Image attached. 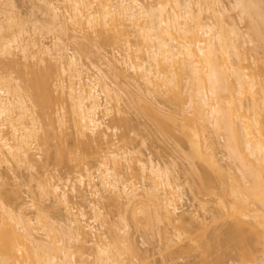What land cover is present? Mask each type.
<instances>
[{"label":"bare ground","instance_id":"bare-ground-1","mask_svg":"<svg viewBox=\"0 0 264 264\" xmlns=\"http://www.w3.org/2000/svg\"><path fill=\"white\" fill-rule=\"evenodd\" d=\"M7 1L4 0L2 3L9 5L8 2H13ZM37 1L41 4L37 5L43 7V10L41 8L43 13L46 14V10L48 15L51 13L53 17L51 19H54L53 22L50 20L49 26L56 23L54 25L56 29L52 25L51 29H46L49 30L47 32L54 28L56 35V30L69 19L72 21V25L68 23L71 28L78 27L77 29L85 34L89 31L94 32V35L99 33L97 36L100 35L99 38L103 42L99 39L98 41L114 45L117 51L111 52L110 56H104L106 70L100 68L102 65L100 67L92 65L94 70H91L92 66L88 67L79 62L75 54H67L65 46H61L59 35L47 42L43 41L45 36L48 37L42 32L44 24L42 26V23L39 25L32 23V27L29 28L31 25L28 27L29 31L25 24L19 25L16 29L18 21H15L14 17L12 19L15 22L11 20L10 15H3V21H0V167L3 163L9 164L11 161L17 163L24 161L27 165L32 163L33 167L34 159L28 154L34 145L32 143H35V140L38 143V140L45 145L48 139L52 138L56 140L53 156L57 162L64 158L75 161L83 173L77 174L74 180L69 176L54 179L50 173H44L42 178L40 177L41 191L53 196L54 200L65 208L67 214L64 227L61 228H58V224L50 220L48 215L43 217L41 213V217L38 216V213L44 212L43 208L40 210L39 207L36 208L37 216L32 218L24 212L23 207L8 206L6 203L9 201L5 202L0 198V264H130L123 262L124 258L121 257L123 251H126L123 248L128 245L123 248L119 245V242L121 243L119 239L126 241L128 239L124 236L127 234L128 223L123 222L118 229L117 226L113 227L117 232L111 230L112 241L102 240L105 238L104 233H99L92 223L98 218L101 220L100 227L106 223L101 219L104 217L100 210L102 207H97L98 203L95 204L102 199L104 191L106 196L107 193L112 195L110 200L113 199V202H124L126 205L131 203V207L138 201L140 203L142 201L140 197L144 195V199L148 198V201L153 199L152 203L159 210L164 209L165 213L155 210L156 215L172 213L173 219V213L176 214V202L181 198L179 195H182L179 184L175 183L178 176L172 175L150 154L143 158L140 152L125 150L127 149L125 145L130 142L125 138L128 137L126 131L127 136L119 134L126 139V144L123 142L125 149L122 145L123 149L121 146L114 148L115 141L109 138V133L106 134L110 126L108 127L100 117V114L106 115L112 109L120 112L121 96L113 97L112 81L110 82L108 78L112 75L117 78L120 75L125 76V72L130 73L140 92L141 86L144 87L140 94L142 97H139L145 99V105L154 115L164 114V109L159 108L154 101H157L159 94H161L159 101L163 99L164 104H170L173 98H176L187 107L184 109L182 106L180 112L191 114L190 122L179 129L183 139L190 145V151L185 154L190 167L187 168L190 169V174L196 173L197 177H200L196 168L198 165L196 166V163L194 165L195 159L204 162L215 172L213 176L209 173L211 171L204 173L199 181L200 186L212 190L211 196L216 195L212 196L216 198L214 199L216 216L225 223L224 230L220 231V235L217 234L219 236L216 237L214 234L211 235L212 239L202 238L198 240L199 242L196 240L202 247V252L210 251L211 254L215 246L220 249L232 242L242 250L243 257L249 256L252 246L250 233H253L261 243L264 256V113H262L264 111L261 110V104H264L263 75L261 76L260 72L258 73L261 78L255 75L257 71L253 74L252 62H244L248 57L243 53L247 51L240 53L242 50L240 43L250 39H246L244 33L236 28L237 22L232 21L235 16L229 13L237 9L238 15L244 23L246 22L244 24L248 35L246 37L253 38L255 35L254 38L262 43L260 41L257 43V40L253 39L260 48L261 45L264 47L262 30L264 6L261 0L259 2L234 0L231 8L226 7L224 0ZM68 25L67 28H70ZM9 28L11 30L10 33L7 31L8 35L6 29ZM13 28L15 30H12ZM12 48L20 52L17 54L18 57L12 58V54L14 55ZM2 56L6 59L4 63L14 64V67L11 66L13 69L18 65L16 76L10 74L11 71L15 74L13 69L9 71L10 73L5 71L7 65L3 63ZM252 59L254 61V57ZM2 66L6 68L4 71ZM118 68L120 73L116 71ZM256 69L260 70L258 67ZM144 92L151 95L150 99H146L148 96L145 95L143 97ZM172 94L175 97L171 96ZM172 110L167 112L171 119H175L173 115L175 110ZM124 123L123 126L127 125L126 121ZM129 124L127 127L130 129ZM157 126L164 134L166 133V136H172L173 133L169 131L171 128L167 129L168 126L163 124ZM69 128L73 131H69ZM71 131L76 134L75 137L83 149H90L92 157L100 156V160H96L97 165L94 164L98 182L93 176L95 171L92 173V168L79 146L76 147L77 152L68 147L67 137ZM209 131L215 136L218 134L223 137V146L227 151L226 160L229 159L232 165L228 162L230 166L224 167L219 163L221 160L216 158L215 151L213 153L215 147L212 144L215 141L211 139ZM121 132L124 133V130ZM121 161L131 163L125 168L130 170L129 173L125 169L123 171L125 174L120 172L121 167L118 166ZM8 164L7 166H10ZM136 177L150 182L141 192L137 191L139 186L133 183L132 178ZM75 180L79 186L81 185L82 190L83 186L89 189L88 192L91 198L96 199L95 202L90 197L86 198V194L81 190L78 191ZM207 189L206 194L210 192ZM77 195L82 198L80 201L84 200L87 204L82 205L81 201V206H74L72 196ZM87 199L90 200L87 202ZM203 203L206 205L205 201ZM85 206L91 212L89 217L87 214L89 211H85ZM160 217L158 215L156 219ZM90 242L97 254L91 261L88 260L90 254H87L86 247ZM128 250L133 252L134 248L130 245ZM220 251L221 254H217L218 256L223 255L221 249ZM208 257L202 260L206 263L205 259ZM249 261L254 264L253 258H249Z\"/></svg>","mask_w":264,"mask_h":264},{"label":"rangeland","instance_id":"rangeland-1","mask_svg":"<svg viewBox=\"0 0 264 264\" xmlns=\"http://www.w3.org/2000/svg\"><path fill=\"white\" fill-rule=\"evenodd\" d=\"M2 1H4V0H2ZM2 1H1V3H2ZM8 1H11V0H8ZM253 1H255V0H253ZM257 1L259 2L260 0H257ZM262 1H264V0H261V3L264 6V2H262ZM11 2H8L9 5H7L5 2H4L5 4L2 3L4 5H2L0 3L1 4L0 5V21L2 19H4V18H2L3 15L7 14V15L11 16V20H13V21H14V19H15V21H18V22L21 21L20 23H22V21H23L22 25L20 23L16 22L18 24L17 26H15L16 29L18 28L19 25L23 26V24H25V27L27 29L30 25L31 26L29 28L32 27V23H33V25H35V24L39 25L42 23V26H43V24L45 26V27L43 26L42 32L44 35H48V37H49L48 38L47 36H45L46 38H44L43 41L46 40V42H47L50 40V38H52V37L56 38V36L59 35L60 37L59 36L58 37L60 38L61 46H65L67 54H69V53L75 54L76 57L79 58V60H80L79 62L87 65L88 67H90V65L91 66L92 65L99 66V67L102 65L100 67V68H102V70L107 69V67L104 63L105 59H106V58H104V56H110L111 52L113 53V51L114 52H115V50L117 51V48L115 49L113 47L114 45L112 46V45L107 44V43H101L103 41L101 38H99L100 35L97 36V34H99V33H97V34L95 33V35H94V32L89 31L88 33L85 34L82 31L80 32V30L77 29L78 27L73 29V28H71L72 26H70V25H72L71 24L72 21L68 19L67 20L68 22L65 21L63 23V25L61 26L63 28L62 29H61V27L59 28L60 31H58L59 29L56 25L58 30H56L57 31L55 33L56 35H54V31L56 29L54 27V25L56 23H54V25L52 24L53 27L55 28V29L53 28L54 31L52 30L53 33L51 30H50L51 32H47L49 30H46V29H51V26H52V25L49 26L51 24L50 20H52V22H53L54 19H51V17H52L50 15L51 13L48 15L47 11L45 9L44 10H45L46 14L43 13V11H42L43 7L38 6L41 4H38L39 2L37 0H13V2L12 3ZM35 2H36V4H35ZM10 3L12 4V6H10L11 5ZM224 3L226 4L227 8H231V6L234 3V0H224ZM38 7H40V8H38ZM41 8H42V10H41ZM229 13L234 14V16L236 17V18L234 17L232 19V21L237 22V23H235V25L237 24L236 28L238 27L237 29L241 30L240 32L244 33V36L246 39H248V38L250 39L249 41L245 42L246 44L240 43V47H241L240 49H242L240 53L245 52L244 50L247 51L245 54L243 53V55L248 57L244 62H250L251 61L252 62L251 65L254 67V70L253 71L251 70L253 72V74L256 71H257L256 73L260 72L261 76L263 75L262 77L264 78V69H263L264 65H262V64H264V51H263L264 47H263V45H261V48H260V45L257 44L260 40L254 38L255 35L253 38L255 40H257V43L253 38L246 37V35H247L246 30H245L246 26L244 25L246 22L244 23L243 19H241V17L238 15L237 9L231 10V12L229 11ZM235 14H237V16ZM13 17H14V19H12ZM46 17L49 18V19L47 18L48 21L46 20ZM45 20H46V22H48V24L46 22H44ZM13 21H12V23L15 22V21L14 22ZM16 23H15V25H16ZM68 23H70V25H68ZM27 24H28V26H26ZM67 25L70 26V28H67ZM13 27H14V25H13ZM15 28H13L12 30H15ZM29 28L27 31L30 30ZM10 30H11V28H9V30L6 29V33H7V31L10 33ZM262 30H264V28ZM262 30L260 31L261 34L263 32ZM4 32L5 31L3 30V33ZM3 33L1 34L2 36H3ZM6 33H4V34H6ZM82 33L85 35H83ZM89 33H91V34H89ZM7 34H6V36L8 37L9 34L8 35ZM88 34L90 37L88 36ZM102 35H104V34H101V36ZM93 36H95V37L92 38ZM251 36H253V35H251ZM263 36H264V32H263ZM98 39L101 40V42L98 41ZM251 39L254 40L253 41L254 43L252 42L253 44L251 43ZM260 43H262V42L260 41ZM243 44H245V45H243ZM246 45L249 46V48H247ZM250 47H251L252 52L250 51ZM258 50H260V51H258ZM12 51H14L13 52L14 55L12 54V58H16L19 56V55H17L19 52L18 50L15 51V49H13ZM248 51H249V53H248ZM247 53L249 54V56L251 53V56L254 57V61H252L253 57H251V56L249 57ZM252 53H253V55H252ZM19 54H20V52H19ZM0 59H1V57H0ZM2 60H3V63H4V60L6 62V59L5 58L3 59V56H2ZM255 61H256V64H255ZM4 64L7 65V63H4ZM9 64L10 63H8V65ZM12 64H10V67L11 66L14 67V64L13 65ZM46 64H47V61H46ZM8 65L6 67L7 69L5 68V66H2V70L4 71L6 69L5 71L7 73H10L9 71L12 70L13 68L12 67L9 68ZM94 66H92L91 70H94L93 69ZM3 67H4V69H3ZM256 67L260 68V70H258V69L255 70ZM17 68H18V65H17ZM17 68L13 69L15 71V74H14V72L11 71L10 74L12 76H16ZM116 71L120 73L119 68L116 69ZM261 71H263V73ZM125 73H126L125 76L120 75L119 78L112 77L113 75L109 76L110 79L108 78V80H110V82L112 81L111 85L114 89L111 92V94L113 95V97L115 95L121 96V101H120V105H119L120 112H118L115 109H112L110 112H107L108 115L107 114L103 115V113L100 114V117L103 118L104 123L106 125H108V127L110 126V128L107 129L106 134L109 133L110 134V135L108 134L109 138H112L115 141V143L113 141V143L115 145V146L113 145L114 148L116 146H117V148H119L122 145L123 148L125 149V147H126L127 149H125V150H129V152H130V150H134L133 152H135V153L140 152L139 154L143 158H146L147 155L150 154L151 157L155 161H157L162 167L167 168L168 171L172 175H177L178 179H175V183L179 184L182 195H179V197H181V198L180 199L178 198V201L176 202L177 205H175L176 206V210H175L176 214L174 215V213H173V219H171L172 213L170 214L171 217L167 213L165 215L164 209H163V211H162V209L159 210V208L154 206V204L152 203L153 199H151L152 201L151 200L148 201L149 200L148 198H147L148 200L146 198L144 199V197H145L144 195H143V197H140V200H142L140 203H139V201L136 205L134 203H132V204H134L133 207L135 209H132L133 207H131V203L127 204L128 205L127 206L126 203H124V202L123 203L119 202L120 204L117 202L116 203L113 202L112 201L113 199L110 200L111 199L110 197H112V195L110 193H107L108 195L106 196L105 191L102 192L105 197L103 196L102 199L100 198V200L95 202L96 199L91 198V196L88 192L89 189L86 186L85 187L83 186V190H82V187H80L81 185L79 186L78 181L75 180L76 188H79L78 191L81 190L83 193L86 194V198L90 197V199L94 200L95 204L98 203V204H96V206L98 205L97 207H100V208L102 207L100 209L102 212L101 211L100 212H101V214H103L104 217H102L101 219H104V221L106 223H104L103 226L100 227L99 224L101 223V220L99 218L95 222H92V223H94V226H96L95 229L97 231H99V233L100 232L104 233L103 235L105 236V238H103L102 240L112 241L111 238H113V234H112L111 230H113L114 232L116 230V232H117V229L123 225V222H125V223L127 222L128 223V227L126 226L127 227L126 228L127 234H124V236H126L128 238L127 241L130 242V245L134 248V251L132 252V251L128 250L130 247L129 242H127L125 239H123V240L119 239L122 243L121 244L119 242V245L122 248L125 245L129 246V247L127 246L126 248L124 247L123 249L126 251H123L124 253L121 254V257L124 258L123 262H125V263H130V264H252L251 261H249V258H253L254 262L253 261L252 262L254 264H263L264 256H263V253L261 250V243L257 239V236L254 235L253 233H250V238L252 239L251 240L252 246H251L249 254H248L249 256H246V257H248L247 259H246V257H243L242 250L237 248L236 245L232 242L229 243V245L231 244L230 246L226 245V247H228V248H226L224 246L220 248L222 250V253H223V255H219L220 257L217 254H219V253L221 254V251H220V249H218L217 246L214 247V250L211 251V254H210V251H209V253H208V251L202 252V249H201L202 247L199 245V243L197 244L196 240L198 241L199 239H202V238H207L208 240H209V238L212 239V236H214V234L216 236L217 234L221 233L220 231L224 230V227H225L224 224L225 223H223L224 221H220L216 216V210L214 209L215 208L214 207V205H215L214 199L216 200V198L212 197V196H216V195L211 196V194H213V193H211L212 190L210 191L206 188L208 191H210V192H208L210 194L207 193L208 194L207 195L205 187L200 186V181H199L200 180L199 178H201V176L204 173L211 171L209 173H210V175L213 176V175H215L214 174L215 172L210 170V168L204 162H201L199 160L201 162L200 163L198 160L194 159V165H195V163H196V166L198 165L196 168L199 172V173L198 172L197 173L199 174L200 177H197L198 175L196 173L190 174L191 171L189 169L190 168L189 164H188L189 161H187V159H188L187 157H186L187 159L185 158V154H187L190 151V147H189L190 145H189V142H187L186 140L183 139V137H182L183 134H181L179 129L182 125L188 124L190 122L189 121V119H190L189 115H191V114L186 115L185 113L183 114L180 112V108L182 106L184 107V109H187V107L184 104L182 105L181 104L182 102L176 100V98L172 97L173 101L171 100L172 102L170 104H167V103L164 104L162 102L163 99H162V101H159L158 99H161V98H159L161 94H159L157 101L156 100H154V101H155V103H157V105H159L158 106L159 108L164 109V114L159 115V116L154 115L153 113H151L148 110L147 106L145 105V99L140 98V97H142V96H140V94L142 93L144 87L141 86V92H140L139 88L137 87V84L134 82V80H132L130 73L129 72H125ZM256 73H255V75L260 77V75H259L260 73H258V74H256ZM259 77H258V79H259V81H261V79H260L261 77L260 78ZM263 78H262V80H263L262 82L264 84ZM262 91H264V89ZM142 95H143V97H144V95L148 96V97H146V99H148V98L150 99L149 96H151V95H146V92H144ZM163 96H164V94H162L161 97L163 98ZM171 96H174V95L172 94ZM137 97H139V98H137ZM165 102H166V100H165ZM261 105H262L261 110L264 111V106H263L264 104H261ZM171 109L175 110V112H173L175 119H171L168 112H167V110L169 111ZM262 113H264V112H262ZM101 115H103V116H101ZM124 120L126 121V124H127V125H124L126 127H124L122 125L125 122ZM158 122H159V124H158ZM161 123L164 126H168V127H166L167 129L171 128L169 130L170 132L173 133L172 136L170 135L171 137L166 136V133L164 134L163 131L158 129L157 125L162 126ZM128 124H129V127H131L130 129L127 127ZM70 128H69V131L70 130L73 131V129H70ZM126 128H127V130H126ZM123 130H124V133L121 132ZM72 131H71V134H68L70 136L67 137L68 138L67 139L68 140V147L77 152L76 149H78V148H76V147L79 146L80 150H82V152H83V155L87 158L89 166L92 168L91 169L92 173H93V171H95L93 173V176L95 177V181L98 182V180L96 179L97 178V171H96L94 164L97 165L98 161H96V160L97 159L100 160V158H99L100 156L97 158H96V155H95V157H92L90 154L91 153L90 149H88L87 147H84L87 149H83V146L80 144V141L77 139V137H75L76 134L74 135ZM125 131H126V134L128 135V137L130 138V140L128 137H125V138L128 139L127 141H130V142H127L128 144L125 145V147H124L123 142H125L126 139L124 140L119 134H121L123 136H127V135H125ZM209 133L212 136L211 139H214L213 141H215V143H214L215 145L212 144V146L215 148H213L214 150L213 149L212 150H213V153L215 151V153H216L215 156H217L216 158L218 160H221V161H219V163L221 165H223L224 167L230 166L228 163V162H230L229 159L226 160L227 157L225 154L227 151L224 149V146H223V144H224L223 143L224 142L223 137L221 135L218 136V134H216V136H215V135H213L214 133L210 132V131H209ZM119 136H120V138H122V140H120ZM48 140L49 141L47 142V144L48 143L49 144L48 145L45 144L46 146L41 141L39 142L38 140H37V142L41 143L42 145L41 144L38 145V143H36V140H35L36 144L34 142L32 143L34 145L31 146V149L28 151V154H29V157L31 159H34L35 165L33 164V167L31 165L32 163H29V165H27L26 163H24V161H22V162L18 161V163L15 161H11V162H9V164L8 163L2 164V166L0 167V173L2 175V178H1L2 181L0 179V182H2L3 184L0 183V198L1 199L3 198L2 200L5 202H6V200L9 201L6 203V204H8V206L10 205L13 207H16V206L17 207L18 206L23 207L22 209H24V212L28 213L27 215L31 216L32 218L35 215L37 216L38 211H36V208L39 207L38 210H40V208L41 209L43 208L44 212L39 211L40 213H38V216L41 217V215H40L41 213H42V216L48 215V218L50 217L51 218L50 220H54L53 222L58 224L57 227L61 228L62 226L64 227V224H65V222H64L65 218H66L65 214H67L64 210L65 208L62 206L61 203H58L56 200H54L53 196L44 194L41 191L42 189L40 188L41 187L40 186V177L44 173L45 174L50 173L51 175H53L54 179H57V178H63L64 179L65 177L69 176L74 180L75 176L77 177L79 175V173L81 174V172L83 173V171L81 170L82 169L81 167H79L75 164V161H73L74 162L73 163L72 160H69L67 158H64V160H62L61 162H59V161L57 162L56 158H54L55 156H53V154H55L53 152L55 151V145L54 144L56 143L55 142L56 140L52 139V138H49ZM116 143H118V144L116 145ZM125 144H126V142H125ZM42 146H45V147L43 148ZM122 146H121V148H122ZM46 147H48V148H46ZM46 153H48V154L46 155ZM122 161H124V160H122ZM195 161H197L199 164ZM122 163H120L118 166V168L121 167V168H119L121 173H123L124 169L129 164H131V163L127 164L126 162H122ZM202 163H204V164H202ZM231 163L232 162H230V164ZM7 164L10 166H7ZM110 164H112V163H110ZM187 164H188V166H187ZM30 165H31V167H29ZM123 165H125L124 168H123ZM112 166H113V164H112ZM187 167H189V168H187ZM126 172L129 173L130 170L127 169ZM123 174H125V172ZM126 175L129 176L128 174H126ZM132 179L134 181L133 183H136V186H139L138 187L139 189L137 190L138 192H141L143 190V188L148 187V185L150 183V182H148V180H142L139 177L132 178ZM194 184L196 186L198 185L197 186L198 188L199 187L203 188L205 191L203 189L201 190L200 188L198 189ZM81 191H80V193H82ZM41 192L43 194H41ZM109 194H110V196H109ZM77 196L76 197L72 196V201L73 202L75 201L74 206L78 207V206H81L80 202L82 200L80 201V199H82V198H80L79 196H78L79 198H77ZM90 199H87V202ZM29 200H32V201H29ZM93 200H91L92 203H94ZM204 201L206 202V205H205V203H203ZM31 202L32 203L34 202L35 204L34 205L30 204ZM77 202H79V203H77ZM83 203L85 205L87 204L86 201H84V200L82 201V205H84ZM146 203H147V205H146ZM200 204H202L203 207ZM85 208H86L85 211H87L88 208L86 206H85ZM145 208H147L148 212H146L147 210ZM74 209L76 210V207ZM131 209L135 210V211L132 212ZM155 210H159L160 212L162 211L164 213L158 212L159 214L156 215L155 212H157V211H155ZM89 213L91 215L90 211L87 212L88 217H89ZM133 213H135L134 215L136 217L134 215H132ZM161 214H162V216H161ZM158 215H159V217L161 216L160 219H156V216L158 218ZM163 215H165V217ZM100 216H102V215H100ZM166 216L168 218H166ZM174 217H176V218L174 219ZM152 223H154V224H152ZM119 225H121V226H119ZM114 226L115 227L117 226L116 227L117 229L114 230L113 229ZM58 228H57V230H58ZM109 228H110V230H109ZM192 230L195 232H193ZM118 232H120L121 235H123V233L120 230H118ZM202 234L203 235L205 234L206 236L203 237ZM117 235H118V233H117ZM219 235H217V236H219ZM193 236L194 237L196 236L195 240H194ZM87 237H89V234L87 235ZM119 237H120V234H119L118 238ZM121 237L126 238L123 236H121ZM92 245L93 244L91 242L86 244V247L88 250L87 254H90V257H88L89 261L94 260L96 255H97L95 250L92 249ZM234 245H235V247H234ZM223 248L225 251L223 250ZM217 251H218V253H216ZM201 254H203L202 257H201ZM208 255H209V257H208ZM205 257H208L205 259L206 263L203 261L204 260L203 258H205ZM247 260L249 261V263Z\"/></svg>","mask_w":264,"mask_h":264}]
</instances>
